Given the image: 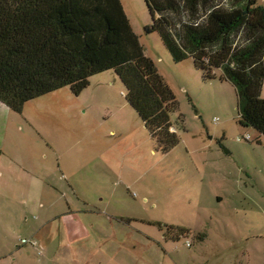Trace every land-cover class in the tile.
<instances>
[{
  "label": "rangeland",
  "instance_id": "rangeland-1",
  "mask_svg": "<svg viewBox=\"0 0 264 264\" xmlns=\"http://www.w3.org/2000/svg\"><path fill=\"white\" fill-rule=\"evenodd\" d=\"M120 1L173 93L179 144L156 145L114 71L20 113L0 103V264H264V136L240 126L220 71L175 63L145 33V1Z\"/></svg>",
  "mask_w": 264,
  "mask_h": 264
},
{
  "label": "trees",
  "instance_id": "trees-1",
  "mask_svg": "<svg viewBox=\"0 0 264 264\" xmlns=\"http://www.w3.org/2000/svg\"><path fill=\"white\" fill-rule=\"evenodd\" d=\"M175 63L192 59L206 80L230 83L239 124L264 136V4L260 0H144ZM114 71L125 99L152 140L179 144L170 113L175 98L134 33L120 0H0V103H26L70 87L79 94ZM185 236L187 229L175 230Z\"/></svg>",
  "mask_w": 264,
  "mask_h": 264
},
{
  "label": "crops",
  "instance_id": "crops-1",
  "mask_svg": "<svg viewBox=\"0 0 264 264\" xmlns=\"http://www.w3.org/2000/svg\"><path fill=\"white\" fill-rule=\"evenodd\" d=\"M18 174L20 179H22L23 181H28L29 183H31L33 181V178H35V176L32 175L30 171L24 168H20Z\"/></svg>",
  "mask_w": 264,
  "mask_h": 264
},
{
  "label": "built area",
  "instance_id": "built-area-1",
  "mask_svg": "<svg viewBox=\"0 0 264 264\" xmlns=\"http://www.w3.org/2000/svg\"><path fill=\"white\" fill-rule=\"evenodd\" d=\"M244 140H246V141H248V140H250V136H245L244 137ZM25 244H27L28 242H24ZM33 246H36V243H34V244H32ZM188 246H189V244H188Z\"/></svg>",
  "mask_w": 264,
  "mask_h": 264
}]
</instances>
